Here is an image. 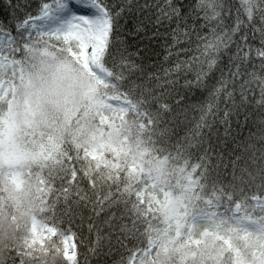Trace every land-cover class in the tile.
Listing matches in <instances>:
<instances>
[{
    "label": "snow or ice",
    "instance_id": "6c2138e0",
    "mask_svg": "<svg viewBox=\"0 0 264 264\" xmlns=\"http://www.w3.org/2000/svg\"><path fill=\"white\" fill-rule=\"evenodd\" d=\"M0 264H264V0H0Z\"/></svg>",
    "mask_w": 264,
    "mask_h": 264
},
{
    "label": "trees",
    "instance_id": "16d2710c",
    "mask_svg": "<svg viewBox=\"0 0 264 264\" xmlns=\"http://www.w3.org/2000/svg\"><path fill=\"white\" fill-rule=\"evenodd\" d=\"M4 4L8 3V0H3ZM259 117H257V121H258ZM257 124H253L251 131L253 132H257V136L256 138H254L251 143H253L255 145V148L253 149V151L256 152V155L259 156V150L262 147V142L259 140V134L257 131ZM221 135L223 136V132H221ZM232 135L236 137V142L232 143V137H225V139L229 142L230 144V149H235L236 151H238L241 156L244 158L242 159V163L244 162V160L247 159V157L249 156V152L246 150V146L244 144V141L247 140L248 136H249V128L248 127H243L241 129H236L235 126H233L232 129ZM223 146V145H221ZM95 258L93 257V260Z\"/></svg>",
    "mask_w": 264,
    "mask_h": 264
}]
</instances>
